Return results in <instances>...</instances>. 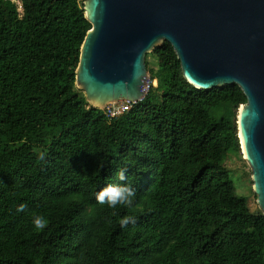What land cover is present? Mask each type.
Masks as SVG:
<instances>
[{
    "label": "trees",
    "instance_id": "obj_1",
    "mask_svg": "<svg viewBox=\"0 0 264 264\" xmlns=\"http://www.w3.org/2000/svg\"><path fill=\"white\" fill-rule=\"evenodd\" d=\"M91 27L81 0H0V264H264V215L225 165L242 89L193 86L164 41L145 97L109 118L76 85ZM123 183L131 208L97 203Z\"/></svg>",
    "mask_w": 264,
    "mask_h": 264
},
{
    "label": "water",
    "instance_id": "obj_2",
    "mask_svg": "<svg viewBox=\"0 0 264 264\" xmlns=\"http://www.w3.org/2000/svg\"><path fill=\"white\" fill-rule=\"evenodd\" d=\"M92 27L81 47L76 85L93 106L141 101L146 56L164 41L185 79L209 90L237 84L244 160L264 215V0H84Z\"/></svg>",
    "mask_w": 264,
    "mask_h": 264
},
{
    "label": "clouds",
    "instance_id": "obj_3",
    "mask_svg": "<svg viewBox=\"0 0 264 264\" xmlns=\"http://www.w3.org/2000/svg\"><path fill=\"white\" fill-rule=\"evenodd\" d=\"M46 153L41 151L37 154L38 160L44 161ZM120 181H126V169H120L116 173ZM137 195L136 188L130 184H109L96 193V201L100 205H107L109 208H116L117 206L129 207L133 206ZM25 204H20L17 208L18 212H23ZM34 227L38 230H43L47 226V220L42 215H34L32 218ZM121 228H127L129 223L136 224L137 218L135 216H124L119 221Z\"/></svg>",
    "mask_w": 264,
    "mask_h": 264
},
{
    "label": "rangeland",
    "instance_id": "obj_4",
    "mask_svg": "<svg viewBox=\"0 0 264 264\" xmlns=\"http://www.w3.org/2000/svg\"><path fill=\"white\" fill-rule=\"evenodd\" d=\"M81 2H84V0H81ZM149 62L151 66L156 67L157 60L155 56L151 55ZM153 84L155 85L156 81ZM150 85V81H146L147 92L150 89ZM225 165L231 170V177L237 193L247 198L248 205L252 211L260 209L257 203V196L253 190L252 170L246 160H244L242 152H230L225 160Z\"/></svg>",
    "mask_w": 264,
    "mask_h": 264
},
{
    "label": "built area",
    "instance_id": "obj_5",
    "mask_svg": "<svg viewBox=\"0 0 264 264\" xmlns=\"http://www.w3.org/2000/svg\"><path fill=\"white\" fill-rule=\"evenodd\" d=\"M151 83L150 77L148 79ZM155 82V81H153ZM135 102H131L129 100H124V101H118V102H113L110 105L102 108L104 110V113L109 117V118H116L117 116L121 115L123 112L130 110Z\"/></svg>",
    "mask_w": 264,
    "mask_h": 264
},
{
    "label": "bare ground",
    "instance_id": "obj_6",
    "mask_svg": "<svg viewBox=\"0 0 264 264\" xmlns=\"http://www.w3.org/2000/svg\"><path fill=\"white\" fill-rule=\"evenodd\" d=\"M144 91L147 92V90H146V85H145V89H144Z\"/></svg>",
    "mask_w": 264,
    "mask_h": 264
}]
</instances>
